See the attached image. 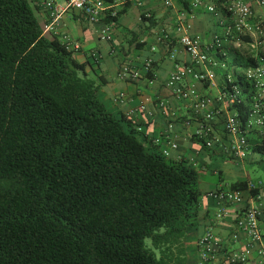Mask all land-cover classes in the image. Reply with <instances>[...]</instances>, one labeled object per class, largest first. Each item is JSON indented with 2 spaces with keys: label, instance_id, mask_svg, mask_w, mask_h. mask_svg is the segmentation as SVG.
I'll list each match as a JSON object with an SVG mask.
<instances>
[{
  "label": "trees",
  "instance_id": "1",
  "mask_svg": "<svg viewBox=\"0 0 264 264\" xmlns=\"http://www.w3.org/2000/svg\"><path fill=\"white\" fill-rule=\"evenodd\" d=\"M88 67L45 33L31 0H0V264H186L198 173L149 152L105 107L99 91L107 82ZM238 83L248 91L243 77ZM234 107L243 128L248 104ZM191 140L219 156V144Z\"/></svg>",
  "mask_w": 264,
  "mask_h": 264
},
{
  "label": "crops",
  "instance_id": "2",
  "mask_svg": "<svg viewBox=\"0 0 264 264\" xmlns=\"http://www.w3.org/2000/svg\"><path fill=\"white\" fill-rule=\"evenodd\" d=\"M43 1L31 0V3L37 18L46 29L52 20L42 7ZM247 1L254 9L260 11L258 0ZM55 2L64 4L62 0ZM108 2L117 4L119 0ZM190 2L192 0H174V7L167 8L163 0H128L121 10L126 11L119 16L112 30L113 44L103 41L97 33V28L75 11H68L61 17L56 28L58 34L55 36L60 38L62 43L65 37H69L80 47L76 58L80 62H89L92 65V69L88 67L89 73L96 79L103 78L107 82L99 91L101 101L114 116L125 118L134 127L137 139L149 152L161 154L164 149H168L169 144L175 143L178 149L170 150V156L166 157V160L198 173L193 187L200 195L189 212L190 229L185 249L186 264H202L199 242L209 231L223 241L229 253L242 251L247 244L246 235L235 225L241 216L242 206H221L217 200L209 197V193L230 192L231 183L242 181L259 185L257 190L263 197L264 159L259 154H253L246 162L235 163L227 158L230 156L229 139H224L220 145L221 149H217L219 156L210 155L203 150L200 143L191 140L196 126L189 125L190 103L178 102L166 87L169 76L176 72V64H187L188 55L175 38L170 46L160 44V32L164 30L175 36L182 34V31H177V20L182 15L190 24V34L193 36L198 35L206 41H211L218 30V18L208 13L205 8L191 11L183 6V3ZM145 17H153L156 24L145 21ZM133 40L135 43L132 44ZM112 47L118 49L115 57L109 53ZM152 48H157V51L152 52ZM226 52L230 63L237 67V73L241 72L243 69L238 61L242 57L246 58L245 55H248L250 50L231 47L227 48ZM230 52L235 53L236 57H231ZM148 59L154 60L151 71L154 73L153 79L142 72L144 79L140 83L119 79L118 74L124 65L132 64L139 69ZM223 87L224 79L221 74L214 79L211 86L202 88L198 85L203 95L215 99H219V92ZM161 102H165L167 107H161ZM142 106H145L146 112H136ZM219 106L222 108L223 103L219 102ZM170 125L174 128L170 129ZM209 175H217L218 182L213 183ZM242 193L246 205L257 204L264 212V197L260 201H254L252 193ZM221 210L223 216L220 215ZM261 234L264 245V218H261ZM226 262L222 264H228ZM248 264H264V261L261 262L257 255H253Z\"/></svg>",
  "mask_w": 264,
  "mask_h": 264
},
{
  "label": "built area",
  "instance_id": "3",
  "mask_svg": "<svg viewBox=\"0 0 264 264\" xmlns=\"http://www.w3.org/2000/svg\"><path fill=\"white\" fill-rule=\"evenodd\" d=\"M62 1L63 5H59L55 0L43 1L42 7L52 20L45 33L57 35L56 28L61 17L68 11H75L97 28V33L103 41L113 44L112 30L116 24L115 19L119 17L122 7L128 0H119L117 4L106 0ZM257 2L260 11L254 9L247 0H192L190 2L192 11L205 8L208 13L218 18V30L211 41H206L198 35H191V26L183 15L177 20V31H182V34L170 35L162 30L159 38V43L167 46L172 45L175 38L188 55L187 64L181 66L176 64V72L169 76L166 87L178 102L190 103L189 125L196 126L193 136L205 140L209 149L214 148L216 144H219L218 149H221L222 141L229 139V154L240 162L249 160L253 155L251 140H255L262 147L260 157L264 159V0ZM163 4L167 8H173L174 0H163ZM63 44L69 51L80 52V47L69 37L64 38ZM231 47L239 50L248 48L251 53L245 56L255 60L257 65L237 73V67L231 65L226 52V49ZM151 51L156 52L157 48H152ZM109 53L115 57L118 49L112 47ZM153 65V59H148L139 69L135 65L126 64L118 77L121 81L140 83L144 79L142 73L145 76L149 74ZM220 74L224 79V87L219 92V99L203 95L198 85L202 88L211 86ZM241 77L248 82L247 92H244L238 83ZM242 101L248 104L250 109L248 122L243 128L234 107ZM219 102L223 103L222 108ZM160 105L167 107L165 102H161ZM136 112H146L145 106ZM199 119H203L204 122H198ZM169 128L173 129L174 126L170 125ZM172 149H178L177 144H169L168 149L163 150V155L169 157ZM248 185L250 193L254 189H259L257 187L259 185L253 183ZM209 197L217 200L221 206L228 204L242 206L241 216L235 225L246 235L247 244L242 251L229 253L223 241L209 231L199 242L202 264H222L226 261L228 264H248L253 255H257L261 262L264 261L262 208L257 204L246 205L242 192H211ZM263 197L258 194L252 199L260 201ZM220 215L223 216L222 210Z\"/></svg>",
  "mask_w": 264,
  "mask_h": 264
},
{
  "label": "rangeland",
  "instance_id": "4",
  "mask_svg": "<svg viewBox=\"0 0 264 264\" xmlns=\"http://www.w3.org/2000/svg\"><path fill=\"white\" fill-rule=\"evenodd\" d=\"M229 55H230L231 57H236L235 53H233V52H230ZM244 83H245V81H244ZM209 176H211L210 178L212 179L213 183L218 182L219 177H218L217 175H209ZM234 178H235V177H233V179H234ZM146 244H147L148 246H150V245H151V241H150V240H147V241H146Z\"/></svg>",
  "mask_w": 264,
  "mask_h": 264
}]
</instances>
